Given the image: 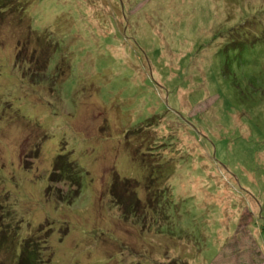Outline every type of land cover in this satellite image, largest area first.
I'll return each mask as SVG.
<instances>
[{
    "label": "rangeland",
    "instance_id": "rangeland-1",
    "mask_svg": "<svg viewBox=\"0 0 264 264\" xmlns=\"http://www.w3.org/2000/svg\"><path fill=\"white\" fill-rule=\"evenodd\" d=\"M0 4V237L49 264H264V0Z\"/></svg>",
    "mask_w": 264,
    "mask_h": 264
},
{
    "label": "trees",
    "instance_id": "trees-1",
    "mask_svg": "<svg viewBox=\"0 0 264 264\" xmlns=\"http://www.w3.org/2000/svg\"><path fill=\"white\" fill-rule=\"evenodd\" d=\"M6 1L10 7L14 6L16 9L17 5L12 4L13 0H9V2L8 0ZM30 32L31 31L29 30V35ZM18 44H16L17 49L19 48ZM15 55L16 58L19 57L18 50L16 51ZM80 174H81V170L72 160L69 159L68 155L64 153H59L54 158L52 172L50 173L49 179L50 182H55V181L62 183L64 182L70 184L71 186L76 187L73 193L71 191H69L68 193L67 198L68 201H70L72 198H74L79 194L81 187ZM117 178L119 179V177ZM125 182H129V181L125 180ZM38 229L41 230L42 226H40ZM1 230L6 234L0 237V248L5 247L8 253L10 254V260H6V261L12 264H49L50 263L51 256L50 255L48 256L45 240L43 241L37 239L35 242H33L35 244L30 245L31 242L27 239H22V240L20 239L17 241L18 237L17 238L9 237L6 228H2V226H1ZM15 243L18 244V253H16L14 249ZM15 259L16 261L15 263H13V260ZM6 263L7 262H2L0 260V264H6Z\"/></svg>",
    "mask_w": 264,
    "mask_h": 264
}]
</instances>
